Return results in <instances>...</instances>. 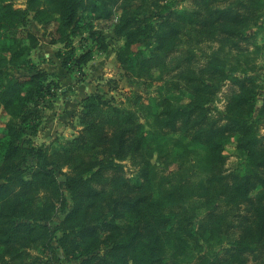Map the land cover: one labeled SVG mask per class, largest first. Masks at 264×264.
<instances>
[{"label":"trees","instance_id":"16d2710c","mask_svg":"<svg viewBox=\"0 0 264 264\" xmlns=\"http://www.w3.org/2000/svg\"><path fill=\"white\" fill-rule=\"evenodd\" d=\"M13 1L0 0V113L8 115L0 124V258L18 260L30 247L56 241L64 255L77 264H166L164 256L169 250L172 264H185V258L174 257L186 253L189 244L198 246V241L208 240L209 230L203 224L198 233L194 228L178 233L181 227L174 228L175 211L170 207L181 195L177 197L173 189L157 190V167H168L200 147L207 154L201 165L210 169L213 161L223 159L224 145L235 137L247 165L244 172L231 174L227 183L221 181V195L228 203L245 205L243 217L247 224L252 223L241 227L240 219L242 232L236 243L224 249L220 263L264 264L259 260L264 255V135L257 125L261 118L264 120V95L257 111L260 87L255 78L246 73L232 75L230 80L238 89L229 97L227 121L195 133L188 142L184 136H168L142 122L140 114L148 118L152 114L146 102L157 100L154 97L148 96L134 108L117 105L106 94L95 92L79 104L81 129L74 138L55 149L35 147L24 139L30 119L38 115L27 103L35 95L41 98L44 90L51 97L56 93L51 89L52 81L44 85L50 77L46 70L32 67L20 75L10 67L15 62L26 64L30 50L39 42L28 29L31 14L43 28L55 24L51 36L57 43L79 30L83 16L87 22L109 18L114 4L26 0L23 9L14 7ZM263 7L264 0H250L249 8L258 12ZM188 14L169 10L157 30L140 17L120 18L114 31L125 43L116 58L126 73L138 75L135 55L143 46L150 51L171 48ZM211 15L204 25L221 26L230 35L249 20L248 12L240 14L231 7L215 9ZM20 30L24 34L18 37ZM94 34L103 37L92 31ZM168 112L172 123L181 114V107L174 106ZM29 158L34 167L32 178L26 179L22 165ZM127 158L139 160L134 180L121 174V162ZM57 171L65 176L64 181L58 180ZM65 189L71 193L73 207L52 227L47 222L66 208Z\"/></svg>","mask_w":264,"mask_h":264},{"label":"rangeland","instance_id":"374dc122","mask_svg":"<svg viewBox=\"0 0 264 264\" xmlns=\"http://www.w3.org/2000/svg\"><path fill=\"white\" fill-rule=\"evenodd\" d=\"M99 1L114 4L112 15L88 22L83 16L79 30L69 39L57 43L52 42L51 36L55 24L43 28L31 14L28 29L39 37V42L30 50L26 64L15 62L10 67L20 75L32 67L46 70L50 77L44 85L52 81L51 89L56 95L51 97L44 90L41 98L35 95L28 101L27 106L38 113L26 126L24 139L30 141V145L55 149L74 138L81 129L77 116L79 104L83 97L95 92L106 94V98L117 105L134 108L147 101L148 96L154 97L157 100L146 102L152 114L149 118L140 114L142 122L151 130L167 132L168 136H184L186 142L210 125L227 121L229 97L238 89L230 80L234 74L246 73L255 78L260 87L256 110L261 109L264 95V7L258 12L249 8L250 0ZM12 4L16 8L27 7L26 0H15ZM230 7L240 14L248 12L246 16L249 17L233 35L225 33L221 26L204 25L208 18L212 19L213 10ZM169 10L189 13L186 22L180 26L176 41L163 51H150L143 46L135 55L138 75L127 74L116 58L117 51L125 43L124 37L114 31L118 20L140 17L145 19V24L149 23L152 29L157 30ZM92 31L103 37L92 36ZM22 34L24 31L20 30L18 37ZM197 87L203 89L196 90ZM174 106L181 107V114L170 123L168 110ZM7 120L8 115L1 112L0 124ZM257 125L260 135H264V120L261 118ZM235 139L232 137L224 145L223 159L213 161L210 169L201 165V159L207 154L200 147H194L186 157L168 167H157V190L173 189L177 191V197L181 195V199L170 207V211H175L174 228L179 224L181 227L178 233L190 228L198 233L203 224L209 230L206 234L208 240L198 241V246L189 244L186 253L174 257L185 258V264H225L220 263L224 249L236 243L241 227L252 223L249 221L247 224L243 217L246 215L245 205L228 203L221 195V181L227 183L231 174L244 172L247 165V158ZM121 163V174L134 180L139 160L127 158ZM22 167L25 169L24 177L32 178L33 159L29 158ZM63 171L67 172V168ZM57 178L65 180L60 171H57ZM63 192L66 208L59 209L54 219L47 222L52 227L57 226L73 207L71 193L66 189ZM210 213L215 217L212 218ZM240 219H243L241 227L238 226ZM209 224L214 225V229H208ZM60 235L57 232V236ZM25 253L27 255L18 260L7 258V262L1 257L0 264L78 263L68 259L56 241L35 245ZM172 258L169 250L164 256L165 263L172 264ZM37 259L41 261L36 262ZM259 260L264 262V255Z\"/></svg>","mask_w":264,"mask_h":264}]
</instances>
